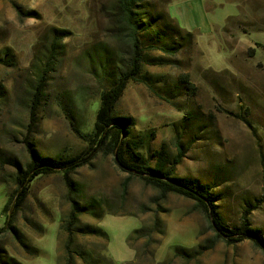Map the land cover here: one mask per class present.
I'll use <instances>...</instances> for the list:
<instances>
[{
    "label": "rangeland",
    "instance_id": "rangeland-1",
    "mask_svg": "<svg viewBox=\"0 0 264 264\" xmlns=\"http://www.w3.org/2000/svg\"><path fill=\"white\" fill-rule=\"evenodd\" d=\"M144 1L154 11L169 13L195 39L175 56L146 51L144 76L128 84L116 115L135 120L130 137L139 141L136 151L146 162L154 165L159 152L168 155L172 166L179 160L175 177L212 188L219 216L230 230L247 217L264 239V0ZM12 2L21 5V17ZM113 2L0 1V55L15 58L14 67L0 66V249L19 264H65L63 222L70 204L62 174L41 176L31 184L14 216V229L5 207L16 193L17 175L30 162L29 147L47 157L73 158L92 144L93 105L110 86L109 74L95 61L112 52L109 69L116 63L123 72L131 57L113 32ZM53 28L71 34L57 49L51 47ZM158 58L164 66L155 64ZM40 62L46 71L38 70ZM183 76H189L194 94L182 85ZM190 112L194 118L183 122ZM72 180L83 200L101 198L121 211L101 219L81 216L83 223L107 234L114 264H264L259 245L248 239L232 245L220 240L192 201L163 197L138 176L123 172L113 153L99 154ZM157 218L163 232L155 230L145 254L146 242L132 238L142 226L153 228ZM79 242L92 246L97 241ZM177 248L197 253L187 261L176 256Z\"/></svg>",
    "mask_w": 264,
    "mask_h": 264
},
{
    "label": "trees",
    "instance_id": "trees-1",
    "mask_svg": "<svg viewBox=\"0 0 264 264\" xmlns=\"http://www.w3.org/2000/svg\"><path fill=\"white\" fill-rule=\"evenodd\" d=\"M12 5L21 17V5L16 2H12ZM110 19L114 24L113 32L117 41L129 48L131 57L123 72L116 67V63L114 69H109L114 63L112 52L103 53L95 61L99 69L109 74L110 78L107 80L110 86L101 93L100 100L93 105L95 119L89 132L92 144L86 153L73 158L47 157L29 147L30 162L26 170L17 175V190L13 196L14 200H10L5 207V212L11 213L8 222L9 228L14 229L12 228L14 216L19 213L24 204L31 184L41 176L62 174L68 187V202L70 204V212L63 222V230L67 237L64 247L65 264H78V262L82 264H114L108 255L107 234L95 224L83 223L81 216L90 215L101 219L108 213L121 215V211L107 206L101 198L92 197L89 200H83L81 191L75 188V183L72 180V176L78 170L91 165L99 154L106 152L114 154L115 162L123 172L138 176L146 184L158 190L163 197L172 194L192 201L211 220V225L220 240L232 245L248 239L264 250L261 231L251 229L247 217L244 218V223L240 228L230 230L227 227L219 216V206L217 205L219 198L213 193L212 188L190 178L175 177L179 160H175L172 166L168 155L159 152L154 165L151 166L146 162L136 151L139 141L130 137L132 133L129 129L135 125V120L132 117L117 116L115 113V108L128 84L138 81L144 76V65H149L146 51H162L164 55L175 56L181 49L190 48L195 35L181 28L169 13L152 10L144 0H114ZM70 35L67 30L53 28L50 32L51 47L57 49ZM14 60V56L6 52L4 55H0V66L14 67ZM51 61L48 60L47 63ZM155 64L164 66L162 58L156 59ZM42 65L40 62L38 70L44 72L47 68H43ZM44 79L43 77L42 84ZM181 79L185 89L194 94L195 87L190 83L189 76H183ZM41 87L42 85L39 92ZM194 116L193 112L188 113L183 122L193 119ZM122 214L137 216L134 213ZM162 228V223L157 218L153 228L142 226L137 229L132 242L145 241V254H148V250L154 244L155 230L162 234ZM2 232L4 230L1 229L0 233ZM88 237L95 238L97 242L92 246L79 242ZM132 246L135 250L134 245ZM136 251L138 254V249ZM196 253L197 251L191 253V250L184 248H177L175 252L177 257H183L187 261L193 259ZM8 259L14 264H19L14 259H10L6 251L0 249V264H9Z\"/></svg>",
    "mask_w": 264,
    "mask_h": 264
},
{
    "label": "crops",
    "instance_id": "crops-1",
    "mask_svg": "<svg viewBox=\"0 0 264 264\" xmlns=\"http://www.w3.org/2000/svg\"><path fill=\"white\" fill-rule=\"evenodd\" d=\"M0 1H2V0H0Z\"/></svg>",
    "mask_w": 264,
    "mask_h": 264
}]
</instances>
